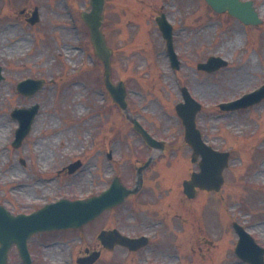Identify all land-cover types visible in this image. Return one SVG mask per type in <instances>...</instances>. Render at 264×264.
Here are the masks:
<instances>
[{"label": "rangeland", "instance_id": "1", "mask_svg": "<svg viewBox=\"0 0 264 264\" xmlns=\"http://www.w3.org/2000/svg\"><path fill=\"white\" fill-rule=\"evenodd\" d=\"M128 1L108 0L105 9L103 29H106L108 43L114 50L112 80L125 81L131 112L156 136L182 134L183 126L172 109L173 101L181 98L178 84H186L193 97L205 104L235 95L264 78V22L257 28L244 26L228 13L214 12L204 0H133L131 5ZM68 3L77 19L76 30L70 27L71 20L65 15L60 0H0V64L3 66V78L0 79V125L3 130L0 133V202L14 212L26 210L32 200L42 198L43 193L77 192L79 196L86 192L88 182L81 178H86L91 165H120L122 176L128 177V168L145 160L146 148L133 135L119 108L110 101L103 85L101 62L85 39L88 31L79 18V10L87 0H68ZM34 5L40 7L41 19L31 25L19 11ZM254 5L264 18V0H254ZM160 10H164L170 20L182 23L175 45L183 62L176 74L169 68L164 54L157 53L162 48V40L154 16ZM13 22L16 24L11 25ZM78 35L84 39L83 48L87 49L88 55L79 51L68 56L66 50H71ZM209 54L222 55L230 63L215 72L198 71L196 63L205 60ZM80 62H85L81 71L76 77H70ZM24 75L43 77L45 85L33 96H19L13 85ZM106 97V105L101 106L100 102ZM33 103L39 104V108L31 131L15 148L8 144L13 138V128L17 126L10 116L11 109ZM215 111L202 110L197 123L208 138L217 140L223 148L234 150L233 159L225 170V183L218 193L200 194L186 200L177 190L181 188L178 178L188 176L196 168L190 161V147L181 137L175 144L165 147L164 157L156 155L152 162L153 165H168L166 169L170 171L173 167V184L157 176L155 189L150 188L141 197L96 222L101 223L98 228L109 225L128 233L147 232L152 228L151 221L164 215L166 227L160 225L158 228L186 232L180 243L182 247L174 249L166 243L167 248L156 244L151 248V244L135 253L118 247L113 252H103L95 264H176L172 253L182 255V263L178 264H244L236 263L237 258L231 251L234 234L230 222L233 219L242 221L248 217V212L258 210L259 218L255 214L254 220L264 223V161L260 163L264 150L256 154L255 135L251 134L257 128L256 141L264 138V115L257 116L264 114V106L238 111L223 119L212 118ZM100 125L101 130L95 129ZM93 129L98 132L97 148L84 152ZM262 142L264 148V140ZM79 153L82 155L79 156L78 175L56 182L61 189L55 185L54 191L48 189V185L37 186L42 165L66 164L76 159L70 156ZM118 158L121 159L118 163L113 162ZM10 165L15 167L9 171ZM182 165H189L187 171ZM105 172L106 167L100 172L102 177ZM158 172V168H153L147 175ZM9 178L24 179L11 186L4 185L2 180ZM153 182L147 180L149 185ZM170 185H173L170 195L163 191L156 199L155 190L167 189ZM249 198L255 202L247 203ZM27 201L30 203L24 207L23 202ZM132 205L145 212L131 209ZM154 209H159V213L155 215ZM252 229L259 231L256 233L260 237L264 236V224ZM92 235L95 234L88 227H83L71 232L39 234L31 242L35 250L48 251L49 248L42 247V242L58 240L55 245L60 248L57 252L62 251L60 256L51 262L38 258L39 264H67L66 249L71 241L76 243L77 256L84 247L99 245ZM170 237L175 246L172 233ZM8 264H21L15 251L10 252Z\"/></svg>", "mask_w": 264, "mask_h": 264}, {"label": "water", "instance_id": "2", "mask_svg": "<svg viewBox=\"0 0 264 264\" xmlns=\"http://www.w3.org/2000/svg\"><path fill=\"white\" fill-rule=\"evenodd\" d=\"M214 5L215 8H219L218 10H222V7L221 5H217L218 4V0H213L211 1ZM92 4H93V10L92 12L89 14V18L91 17H94L95 18V24H98L100 23V17H101V9H102V5H103V0H92ZM241 15V14H240ZM93 21V20H92ZM95 38H97V40L99 41V56L102 58L104 64H105V68H106V75H108V72H109V51H107L104 43H103V39H102V35L101 33H98L97 31H95ZM99 36V39L98 37ZM118 101L124 105L123 103V93H120L117 97ZM218 179L221 180V176L218 175ZM218 186V185H217ZM215 186V187H217Z\"/></svg>", "mask_w": 264, "mask_h": 264}, {"label": "bare ground", "instance_id": "3", "mask_svg": "<svg viewBox=\"0 0 264 264\" xmlns=\"http://www.w3.org/2000/svg\"><path fill=\"white\" fill-rule=\"evenodd\" d=\"M0 122H2V118H0ZM0 124H1V123H0ZM1 131L3 132L2 127H1V125H0V133H1Z\"/></svg>", "mask_w": 264, "mask_h": 264}]
</instances>
